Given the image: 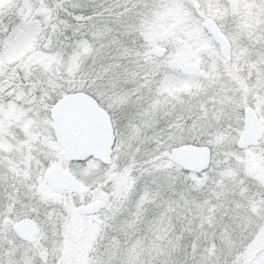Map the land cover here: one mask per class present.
Instances as JSON below:
<instances>
[{
    "label": "snow or ice",
    "instance_id": "6c2138e0",
    "mask_svg": "<svg viewBox=\"0 0 264 264\" xmlns=\"http://www.w3.org/2000/svg\"><path fill=\"white\" fill-rule=\"evenodd\" d=\"M0 264H264V0H0Z\"/></svg>",
    "mask_w": 264,
    "mask_h": 264
},
{
    "label": "water",
    "instance_id": "95a60500",
    "mask_svg": "<svg viewBox=\"0 0 264 264\" xmlns=\"http://www.w3.org/2000/svg\"><path fill=\"white\" fill-rule=\"evenodd\" d=\"M186 156L189 158V159H194V153L189 151V152H186Z\"/></svg>",
    "mask_w": 264,
    "mask_h": 264
}]
</instances>
